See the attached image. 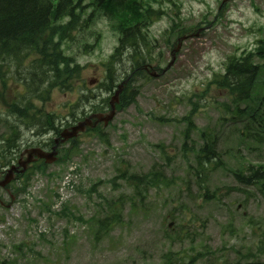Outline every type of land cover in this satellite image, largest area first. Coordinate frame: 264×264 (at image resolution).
I'll return each instance as SVG.
<instances>
[{"label":"rangeland","instance_id":"374dc122","mask_svg":"<svg viewBox=\"0 0 264 264\" xmlns=\"http://www.w3.org/2000/svg\"><path fill=\"white\" fill-rule=\"evenodd\" d=\"M142 1L143 10L159 12L153 14L158 21L149 26L155 40L148 41L142 52L154 56L160 69L170 61L175 42V37L173 41L164 35L170 24L174 30L191 28L193 37L182 44L174 64L163 75L148 80L145 74L130 81L128 86L138 90L135 103L118 110L101 137L96 133L80 136L78 152L71 158V150L69 160L65 156L69 151L60 152L64 161L46 170L56 174L54 178L36 174L25 193L10 197L11 190L1 192L0 262L264 264V177L259 183L244 184L234 175L264 169V59L253 56L252 62L260 69L254 88L243 100L235 101L212 79L224 73L228 55L238 56L263 45L264 0H231L225 5H220L222 0ZM91 2L81 3L84 17L86 3ZM116 45V36L105 20L85 24L59 47L63 56L81 67L80 79L73 81L69 91L52 86L32 99L20 80L25 61L0 58V138L8 134L4 122L12 123L17 130L14 149L20 152L52 136L42 134L43 124L34 121L43 112L68 119L70 113L78 118L94 107H105L104 100L113 94L101 85ZM122 61L111 67L117 70L119 81L130 66L124 57ZM1 79L7 89L1 87ZM90 92L93 96L89 98ZM22 97L31 109L24 121L8 114L5 106ZM254 109L263 116L259 122L248 117ZM186 115L196 129H185L190 124ZM63 120L58 118L56 123ZM203 130L215 139L217 167L212 169L195 165L196 151L204 144ZM185 140L186 148L193 151H184ZM153 166L165 179L143 200L131 196L127 182L117 179L122 171L127 176L147 174ZM119 196L126 202L121 223L99 240H94L83 222L53 214L67 206L74 216L87 220L105 211L100 208L103 199ZM64 229L74 237L67 245ZM20 244L31 252L25 247L14 251L13 246Z\"/></svg>","mask_w":264,"mask_h":264},{"label":"trees","instance_id":"16d2710c","mask_svg":"<svg viewBox=\"0 0 264 264\" xmlns=\"http://www.w3.org/2000/svg\"><path fill=\"white\" fill-rule=\"evenodd\" d=\"M82 1L0 0V58H14L18 63L22 60L25 61L26 66L20 80L28 90L30 99L35 94H43L52 86H58L63 91L72 89L73 81L81 77V67L74 64L69 57L63 56L59 50L60 44L70 40L73 32L81 31L85 24L92 23L99 17L107 19L109 28L115 34L118 43L109 58V62L104 64L106 79L101 86L105 88V92L111 93L116 88L119 77L116 73L117 70L111 67L118 61L122 63L123 57L130 65L125 70V78L129 76V82L136 80L139 78L138 76H145L141 65L144 63L145 57L142 47L147 45V37L142 34L141 29L147 26L151 17L150 12L143 10V6L137 4L136 0H94L92 4L86 5L87 16L84 17ZM88 8L92 9L87 11ZM262 53H264V46L257 51L258 55H262ZM258 70L259 68L252 63L251 54L239 61H229L225 74L219 77L220 80L217 81L216 85L220 89L228 90V93L234 95L235 101H239L245 96L247 97L257 77ZM27 71H30L29 76L25 75ZM92 96L91 93L88 97ZM135 97V89L127 85L119 97L120 107L124 108L130 105L134 102ZM104 103L107 107L108 101L104 100ZM19 104L13 106L12 109L23 120L29 118L31 109L27 99L20 100ZM92 109L98 112L101 106ZM252 119L255 120L256 116H252ZM53 120L54 116L45 115L44 121L41 122L42 128L54 130ZM187 129H190L189 125ZM15 133L14 131L12 135ZM11 145L14 146L13 142ZM212 145H207L206 148L200 150L201 155H198V159H196L198 168H208L211 159L209 157H216ZM76 149L77 145H72L68 150L63 151H69V155H65L67 160L73 151V154L76 153ZM71 150L73 151L71 152ZM9 151L7 148L6 150L0 149V164L7 161ZM235 176L238 179H243L244 184L263 178L260 169L255 170L245 179L239 174H235ZM117 177L127 182L134 195L140 200L146 197L145 195L149 190L163 183L162 172L154 170L147 174L128 176L124 175L122 171ZM122 202H114L109 205V219L104 222L97 221L96 235L105 233L108 226L110 227L119 219L120 207H115V205L119 203L121 206Z\"/></svg>","mask_w":264,"mask_h":264},{"label":"water","instance_id":"95a60500","mask_svg":"<svg viewBox=\"0 0 264 264\" xmlns=\"http://www.w3.org/2000/svg\"><path fill=\"white\" fill-rule=\"evenodd\" d=\"M179 47V46H178ZM120 92V88L118 89V91L115 93V95L113 96V98L110 101V112L107 113L106 115H102V114H96L93 115L89 118L84 119L83 121L78 122L76 125H74L73 127H71L70 129H65L60 133V137L62 138V142L74 138L77 136V134L79 132H83L85 130V128H93L95 125H97V123L99 122H103L104 125H107L108 122L113 118L114 113H115V103L118 102L117 98H118V94ZM92 119H95V122L92 123ZM55 152L53 151L51 154H44L42 151L38 150V149H31L29 151H27V158L25 161L20 162L19 165L22 166L23 168H25V166L31 161V158L33 156H36L38 158H44L46 159L47 163H51L55 160ZM14 168H12L11 170H9L4 178V180L2 182H0V187L6 185L7 183L10 182V180L12 179V170Z\"/></svg>","mask_w":264,"mask_h":264},{"label":"flooded vegetation","instance_id":"af4514ba","mask_svg":"<svg viewBox=\"0 0 264 264\" xmlns=\"http://www.w3.org/2000/svg\"><path fill=\"white\" fill-rule=\"evenodd\" d=\"M42 134H45V133H42ZM42 137V136H41ZM55 137L56 136H53V138H52V144H53V140L55 139ZM40 140H42V139H39V145L41 146V147H43L44 148V150L46 149V150H50L51 149V147L52 146H50V144L48 143V141H49V139H44V140H42V141H40ZM50 146V147H49ZM49 147V148H48ZM48 150V151H49ZM19 157H21V154L19 153ZM0 176H2V173H0Z\"/></svg>","mask_w":264,"mask_h":264},{"label":"bare ground","instance_id":"6f19581e","mask_svg":"<svg viewBox=\"0 0 264 264\" xmlns=\"http://www.w3.org/2000/svg\"><path fill=\"white\" fill-rule=\"evenodd\" d=\"M57 122V121H56Z\"/></svg>","mask_w":264,"mask_h":264}]
</instances>
